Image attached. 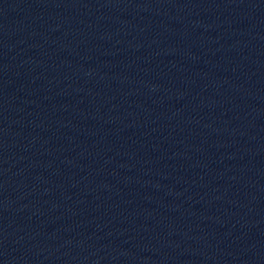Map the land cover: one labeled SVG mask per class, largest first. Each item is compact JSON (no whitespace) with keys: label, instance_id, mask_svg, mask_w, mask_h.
I'll return each instance as SVG.
<instances>
[{"label":"water","instance_id":"1","mask_svg":"<svg viewBox=\"0 0 264 264\" xmlns=\"http://www.w3.org/2000/svg\"><path fill=\"white\" fill-rule=\"evenodd\" d=\"M214 130L264 197V0H86Z\"/></svg>","mask_w":264,"mask_h":264}]
</instances>
